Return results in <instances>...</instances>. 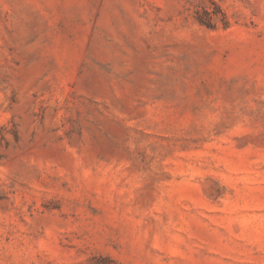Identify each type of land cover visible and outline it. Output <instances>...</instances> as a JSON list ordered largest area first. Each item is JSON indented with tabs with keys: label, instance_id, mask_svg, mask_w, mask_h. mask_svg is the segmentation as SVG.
<instances>
[{
	"label": "rangeland",
	"instance_id": "obj_1",
	"mask_svg": "<svg viewBox=\"0 0 264 264\" xmlns=\"http://www.w3.org/2000/svg\"><path fill=\"white\" fill-rule=\"evenodd\" d=\"M0 264H264V0H0Z\"/></svg>",
	"mask_w": 264,
	"mask_h": 264
},
{
	"label": "trees",
	"instance_id": "obj_2",
	"mask_svg": "<svg viewBox=\"0 0 264 264\" xmlns=\"http://www.w3.org/2000/svg\"><path fill=\"white\" fill-rule=\"evenodd\" d=\"M200 21H201L202 23H205V20L200 19Z\"/></svg>",
	"mask_w": 264,
	"mask_h": 264
}]
</instances>
